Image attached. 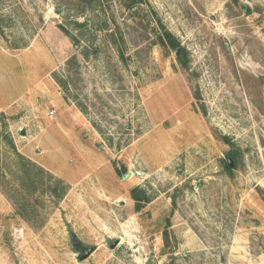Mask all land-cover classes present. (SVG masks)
<instances>
[{
	"label": "rangeland",
	"instance_id": "obj_1",
	"mask_svg": "<svg viewBox=\"0 0 264 264\" xmlns=\"http://www.w3.org/2000/svg\"><path fill=\"white\" fill-rule=\"evenodd\" d=\"M134 2L0 0V264H264V0ZM56 119L87 155L40 154Z\"/></svg>",
	"mask_w": 264,
	"mask_h": 264
},
{
	"label": "trees",
	"instance_id": "obj_2",
	"mask_svg": "<svg viewBox=\"0 0 264 264\" xmlns=\"http://www.w3.org/2000/svg\"><path fill=\"white\" fill-rule=\"evenodd\" d=\"M95 0H88V3L92 4ZM134 0H132V4H134ZM160 41L162 44H165L172 49H175L177 51L178 48H180V42L168 31L165 32V36L160 37ZM179 58H183V53L179 55ZM76 61V57H72L68 60L67 64H71ZM60 81V80H59ZM62 81V80H61ZM61 85H63V82ZM226 140L229 142V138H226ZM10 143L12 144V141L10 140ZM14 148V145L12 146ZM18 156L20 159H22L23 169H22V176L25 181H30L33 184L38 185V189H41L42 192H46L50 194L52 197L56 198V200H60L64 197L66 194L69 185L65 182V180L61 177H58L54 175L53 173L46 170L43 166L39 165L37 162L31 160L30 158H26L22 154L18 153ZM226 169L231 172L232 171V165L230 162H226L225 165ZM126 171V167L123 168V172ZM122 171H118L119 174H123ZM131 196L135 200V208L137 211L141 209L142 203H148L152 200L151 196L148 194V192L137 186L131 190ZM173 203L175 205V202L173 200ZM173 205V211L175 209V206ZM19 212V211H18ZM20 213V212H19ZM165 229L163 231V239L165 242V246L169 247L171 246L172 236L170 231L171 226V218L170 216L166 218L165 223Z\"/></svg>",
	"mask_w": 264,
	"mask_h": 264
},
{
	"label": "crops",
	"instance_id": "obj_3",
	"mask_svg": "<svg viewBox=\"0 0 264 264\" xmlns=\"http://www.w3.org/2000/svg\"><path fill=\"white\" fill-rule=\"evenodd\" d=\"M41 87L43 88L42 84L40 86L35 87L36 89L34 90H39V92H41L42 90ZM29 89H31V87L28 86L26 88V91L20 96V98H17V100L23 98L26 95L28 96L27 93L29 92ZM83 125L84 126L82 127H85L86 124H83ZM49 126L51 127L55 126L56 129H52ZM49 126H47L45 128V132L41 133L38 137L39 139L38 144L42 146V150L40 151V154L45 153V156L46 155L49 156V153L58 152L59 150H63L64 152L70 153V154H76V155H81V156H84V154L87 155L90 148L88 147L86 140H83L79 134H76V129L75 128L73 129L72 125L69 122L68 124H65V123H62L61 120L56 119ZM74 126H76L75 123H74ZM51 143H54L56 145L51 146L50 145ZM29 157L31 158V156ZM130 194H131V191H130Z\"/></svg>",
	"mask_w": 264,
	"mask_h": 264
},
{
	"label": "water",
	"instance_id": "obj_4",
	"mask_svg": "<svg viewBox=\"0 0 264 264\" xmlns=\"http://www.w3.org/2000/svg\"><path fill=\"white\" fill-rule=\"evenodd\" d=\"M178 52L179 51H181V48L180 49H178L177 50ZM229 161H230V164L232 165V162H231V159H229ZM126 177V176H125ZM94 247H90V248H87V249H82V248H80V250H81V252H82V254L80 255V259L82 260V259H84V258H86L92 251H94Z\"/></svg>",
	"mask_w": 264,
	"mask_h": 264
},
{
	"label": "flooded vegetation",
	"instance_id": "obj_5",
	"mask_svg": "<svg viewBox=\"0 0 264 264\" xmlns=\"http://www.w3.org/2000/svg\"><path fill=\"white\" fill-rule=\"evenodd\" d=\"M178 49H180V48H178ZM178 49H177V50H178ZM181 49H182V48H181ZM177 54H178V56H179V55L182 54V53H181V51H179V52L177 51Z\"/></svg>",
	"mask_w": 264,
	"mask_h": 264
},
{
	"label": "built area",
	"instance_id": "obj_6",
	"mask_svg": "<svg viewBox=\"0 0 264 264\" xmlns=\"http://www.w3.org/2000/svg\"><path fill=\"white\" fill-rule=\"evenodd\" d=\"M54 111H52V113H53Z\"/></svg>",
	"mask_w": 264,
	"mask_h": 264
}]
</instances>
